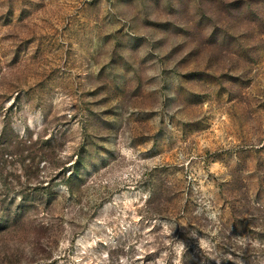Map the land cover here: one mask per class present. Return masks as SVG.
<instances>
[{"label":"rangeland","instance_id":"rangeland-1","mask_svg":"<svg viewBox=\"0 0 264 264\" xmlns=\"http://www.w3.org/2000/svg\"><path fill=\"white\" fill-rule=\"evenodd\" d=\"M0 264H264V0H0Z\"/></svg>","mask_w":264,"mask_h":264}]
</instances>
